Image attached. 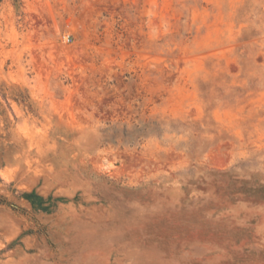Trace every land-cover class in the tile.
I'll use <instances>...</instances> for the list:
<instances>
[{
	"label": "rangeland",
	"instance_id": "rangeland-1",
	"mask_svg": "<svg viewBox=\"0 0 264 264\" xmlns=\"http://www.w3.org/2000/svg\"><path fill=\"white\" fill-rule=\"evenodd\" d=\"M0 264H264V0H0Z\"/></svg>",
	"mask_w": 264,
	"mask_h": 264
},
{
	"label": "bare ground",
	"instance_id": "bare-ground-1",
	"mask_svg": "<svg viewBox=\"0 0 264 264\" xmlns=\"http://www.w3.org/2000/svg\"><path fill=\"white\" fill-rule=\"evenodd\" d=\"M59 62H60V61H59ZM59 62H58V63H59Z\"/></svg>",
	"mask_w": 264,
	"mask_h": 264
}]
</instances>
